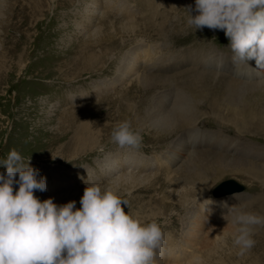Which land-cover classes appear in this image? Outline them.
I'll list each match as a JSON object with an SVG mask.
<instances>
[{"label": "rangeland", "instance_id": "1", "mask_svg": "<svg viewBox=\"0 0 264 264\" xmlns=\"http://www.w3.org/2000/svg\"><path fill=\"white\" fill-rule=\"evenodd\" d=\"M189 5L0 0V161L12 149L30 157L41 202L79 209L92 184L126 199V213L163 229L157 264H264V227L239 256L224 219L234 206L264 216V129L242 132L230 115L264 111V70L233 64L222 30L189 27ZM125 120L138 149L111 142ZM229 179L245 190L213 198Z\"/></svg>", "mask_w": 264, "mask_h": 264}, {"label": "clouds", "instance_id": "2", "mask_svg": "<svg viewBox=\"0 0 264 264\" xmlns=\"http://www.w3.org/2000/svg\"><path fill=\"white\" fill-rule=\"evenodd\" d=\"M185 9L189 27L224 32L233 64L254 60L264 70V0H195L194 8ZM110 139L121 148L142 144L127 120L115 126ZM29 164L30 157L25 162L15 149L0 161L6 169L0 174V264H157L165 242L157 222L142 223L126 213L122 205L128 201L97 184L85 187L79 209L75 201L41 202L34 191H46L45 178ZM213 203L209 198L200 204L206 212ZM236 208L224 219L231 217L232 243L244 256L254 248V230L264 227V216Z\"/></svg>", "mask_w": 264, "mask_h": 264}, {"label": "bare ground", "instance_id": "3", "mask_svg": "<svg viewBox=\"0 0 264 264\" xmlns=\"http://www.w3.org/2000/svg\"><path fill=\"white\" fill-rule=\"evenodd\" d=\"M158 83V82H157ZM251 111V110H250ZM230 115H233L232 117H231V120H233V123L234 122H237V121H239V122H241L242 123V132H245V133H247L248 131H249V129L252 127H258V126H261V128L262 129H264V111L263 110H261L260 111V113H256L255 115L253 114V113H251V112H246V114H245V117H240V115H234V113L233 112H231V114ZM263 126V127H262ZM254 128V129H255ZM259 130V129H258ZM77 137H75V139H76ZM79 138H81V137H78L76 140H74V141H77ZM92 141V140H91ZM80 142V141H79ZM90 142V141H89ZM210 142V141H209ZM208 142V143H209ZM79 144V143H78ZM212 144V143H211ZM215 144V143H214ZM218 145V144H217ZM224 145V144H223ZM84 146H85V144H84ZM84 146H83V143L82 144H80V148L83 150V148H84ZM211 146H213V145H211ZM225 146V145H224ZM193 147H195V146H193ZM210 147V146H209ZM226 147V146H225ZM220 148V147H219ZM85 149V148H84ZM225 150V149H224ZM84 151V150H83ZM218 160H220V159H218ZM263 174V173H262ZM243 192V191H242ZM241 193V192H240ZM232 196V195H231ZM57 203V202H56ZM64 204H66V203H60V204H58V206L59 205H64Z\"/></svg>", "mask_w": 264, "mask_h": 264}, {"label": "water", "instance_id": "4", "mask_svg": "<svg viewBox=\"0 0 264 264\" xmlns=\"http://www.w3.org/2000/svg\"><path fill=\"white\" fill-rule=\"evenodd\" d=\"M245 190V186L236 180L229 179L222 181L215 186L211 192V196L215 199L238 194Z\"/></svg>", "mask_w": 264, "mask_h": 264}]
</instances>
